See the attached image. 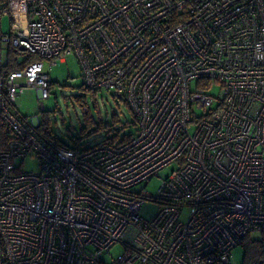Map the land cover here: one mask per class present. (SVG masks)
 I'll use <instances>...</instances> for the list:
<instances>
[{"label":"built area","instance_id":"2783aa9c","mask_svg":"<svg viewBox=\"0 0 264 264\" xmlns=\"http://www.w3.org/2000/svg\"><path fill=\"white\" fill-rule=\"evenodd\" d=\"M20 47L37 58L11 70ZM68 55L132 132L73 147L19 113L25 89L44 111V63ZM0 126V264H231L245 235L264 239V0H7ZM172 164L155 194L134 189Z\"/></svg>","mask_w":264,"mask_h":264},{"label":"rangeland","instance_id":"374dc122","mask_svg":"<svg viewBox=\"0 0 264 264\" xmlns=\"http://www.w3.org/2000/svg\"><path fill=\"white\" fill-rule=\"evenodd\" d=\"M2 6L3 4L0 3V8ZM9 26V16L4 15L1 20L2 31L7 32ZM26 55V52H20L21 57H26ZM44 71L49 74L52 81L49 90L50 97L43 101L44 111L40 109V100L34 89L23 90L15 101L16 109L28 120L36 116L42 121L48 120L51 130L61 141L70 146L77 143L80 147H87L99 139L116 135L122 138L134 130V118L123 100L112 92L96 91L93 93L82 88L83 79L74 56L68 55L64 62L58 61L55 64L46 61ZM220 89L218 84H213L208 91L213 96H219ZM85 117L90 121V126L86 123ZM99 125L101 128L96 129ZM82 128L89 133L87 136L80 134ZM37 167L35 158H27L23 162L25 170L35 171ZM173 168L175 169L176 165H169L159 172L160 178L154 177L147 184L134 189L155 194L161 180L168 176ZM158 207L157 202H146L140 213L143 217H150ZM248 236L254 240L260 238V234L255 232ZM232 249L229 261L231 264H241L243 249L241 246ZM121 253L122 247L116 245L105 252L103 258L110 260Z\"/></svg>","mask_w":264,"mask_h":264},{"label":"trees","instance_id":"16d2710c","mask_svg":"<svg viewBox=\"0 0 264 264\" xmlns=\"http://www.w3.org/2000/svg\"><path fill=\"white\" fill-rule=\"evenodd\" d=\"M7 0H0V3L5 5ZM20 54V52L17 49H10L7 54V67L11 70L13 69H19L23 66V64L35 60L37 57L34 55H26L25 60L20 63L17 60V56ZM82 88L86 89L85 86H82ZM83 105V103H82ZM85 108V107H84ZM85 121L90 126V121L85 117ZM40 131L42 132V136L53 138L56 140L61 141L56 134L53 133L49 126L48 120H43L40 124ZM101 128L100 125L96 127V129ZM80 134L82 136H87L89 133L86 131L85 128L81 129ZM63 142V141H62ZM6 143V134L2 130L0 126V149H3ZM77 145L74 144L73 147ZM241 248L243 249V255L241 259V264H264V239L261 240H254L251 239L250 236L245 235L242 242H241ZM214 264H219L218 262H215Z\"/></svg>","mask_w":264,"mask_h":264},{"label":"water","instance_id":"95a60500","mask_svg":"<svg viewBox=\"0 0 264 264\" xmlns=\"http://www.w3.org/2000/svg\"><path fill=\"white\" fill-rule=\"evenodd\" d=\"M19 49H20L21 51H24V48H23V47H20ZM117 96H118V95H117ZM118 97H119V96H118Z\"/></svg>","mask_w":264,"mask_h":264}]
</instances>
